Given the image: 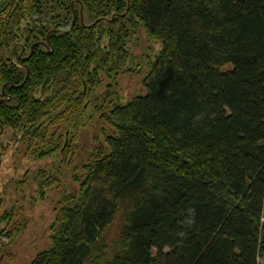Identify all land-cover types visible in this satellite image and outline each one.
<instances>
[{
    "label": "trees",
    "instance_id": "obj_1",
    "mask_svg": "<svg viewBox=\"0 0 264 264\" xmlns=\"http://www.w3.org/2000/svg\"><path fill=\"white\" fill-rule=\"evenodd\" d=\"M0 127L60 189L28 264L264 257V0H0Z\"/></svg>",
    "mask_w": 264,
    "mask_h": 264
},
{
    "label": "rangeland",
    "instance_id": "obj_2",
    "mask_svg": "<svg viewBox=\"0 0 264 264\" xmlns=\"http://www.w3.org/2000/svg\"><path fill=\"white\" fill-rule=\"evenodd\" d=\"M159 47L158 41L143 33L130 50L136 56L151 57ZM144 66L145 63L141 62L140 72L120 75L117 93L121 102L142 90ZM96 128L98 124L92 122L82 132L80 143L85 147L92 146L91 138ZM2 140L10 143L0 156V229L6 228L0 237V264H28L38 251L48 246L49 226L54 220L52 208L60 189H40L38 177L48 165V159H33L29 151L24 152L21 144L16 151L11 144L15 139L10 130L4 133ZM46 170L48 172L49 168ZM71 182L69 179L65 181L66 188H70ZM4 215H10V219L4 221ZM258 262L264 264V257L258 258Z\"/></svg>",
    "mask_w": 264,
    "mask_h": 264
},
{
    "label": "flooded vegetation",
    "instance_id": "obj_3",
    "mask_svg": "<svg viewBox=\"0 0 264 264\" xmlns=\"http://www.w3.org/2000/svg\"><path fill=\"white\" fill-rule=\"evenodd\" d=\"M14 64H16V63H14ZM16 65H18V64H16ZM7 130H10V129L0 127V156H1V154H2L3 152H5L7 146H8L9 143H10V142H8V140H7V142H5V141L2 140L3 135H4V133L7 132ZM10 131H12V136H13L14 139L16 140V138H17L16 133H15L13 130H10ZM11 144H13V145L16 147V145H15L14 142L11 143ZM15 149H16V148H15Z\"/></svg>",
    "mask_w": 264,
    "mask_h": 264
},
{
    "label": "water",
    "instance_id": "obj_4",
    "mask_svg": "<svg viewBox=\"0 0 264 264\" xmlns=\"http://www.w3.org/2000/svg\"><path fill=\"white\" fill-rule=\"evenodd\" d=\"M75 18H76V15H75V14H73V19H72V21H71V25L74 23V21H75ZM80 20L82 21L81 8H80Z\"/></svg>",
    "mask_w": 264,
    "mask_h": 264
},
{
    "label": "built area",
    "instance_id": "obj_5",
    "mask_svg": "<svg viewBox=\"0 0 264 264\" xmlns=\"http://www.w3.org/2000/svg\"><path fill=\"white\" fill-rule=\"evenodd\" d=\"M260 222L264 223V212L262 213V215L260 217Z\"/></svg>",
    "mask_w": 264,
    "mask_h": 264
}]
</instances>
